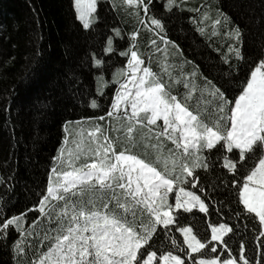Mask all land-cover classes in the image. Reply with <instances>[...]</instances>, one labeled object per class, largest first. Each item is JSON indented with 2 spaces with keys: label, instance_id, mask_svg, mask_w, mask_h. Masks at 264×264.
Segmentation results:
<instances>
[{
  "label": "snow or ice",
  "instance_id": "1",
  "mask_svg": "<svg viewBox=\"0 0 264 264\" xmlns=\"http://www.w3.org/2000/svg\"><path fill=\"white\" fill-rule=\"evenodd\" d=\"M97 7L73 0L83 29L98 26ZM118 10L135 27L109 25L85 57L88 106L101 114L65 121L35 204L0 206V247L14 264H264V41L247 56L245 30L212 0H121ZM173 16L218 54L216 76L171 38ZM201 173L215 182L201 186ZM209 187L235 194L251 255L245 238L233 241L235 224L208 222L201 237L182 222L211 215Z\"/></svg>",
  "mask_w": 264,
  "mask_h": 264
},
{
  "label": "trees",
  "instance_id": "2",
  "mask_svg": "<svg viewBox=\"0 0 264 264\" xmlns=\"http://www.w3.org/2000/svg\"><path fill=\"white\" fill-rule=\"evenodd\" d=\"M212 2L245 30V54L259 55L264 41V0ZM120 4L121 0H98L99 24L85 30L75 18L73 0H0V176L7 178L0 184V206L7 213H18L38 201L52 157L63 141L65 121L101 114L88 106L94 80L85 57L90 47L99 51L98 41L109 25L118 24L126 30L135 27V18L118 10ZM166 21L171 38L189 59L200 64L206 74L216 76L221 68L218 54L192 30V24L180 16ZM144 35L142 31V49ZM153 68L159 70L155 59ZM110 71L106 79H110ZM106 91L110 93L112 88ZM201 177V186L215 182L211 173H201ZM220 192L211 193L213 199L207 201L209 217L194 210L184 214L182 222L191 224L201 237L206 235L208 222L235 224L233 241L245 238L251 255V233L246 232L243 218L237 222L233 215L242 206L237 205L235 194ZM38 215L36 211L28 213L29 223ZM155 239L157 244H168L162 234ZM0 264H14L3 247Z\"/></svg>",
  "mask_w": 264,
  "mask_h": 264
},
{
  "label": "rangeland",
  "instance_id": "3",
  "mask_svg": "<svg viewBox=\"0 0 264 264\" xmlns=\"http://www.w3.org/2000/svg\"><path fill=\"white\" fill-rule=\"evenodd\" d=\"M97 2H98V0H97ZM97 9H98V7H97ZM75 13V12H74Z\"/></svg>",
  "mask_w": 264,
  "mask_h": 264
}]
</instances>
